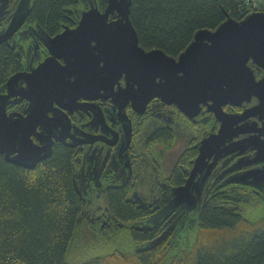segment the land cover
Here are the masks:
<instances>
[{
  "label": "water",
  "instance_id": "1",
  "mask_svg": "<svg viewBox=\"0 0 264 264\" xmlns=\"http://www.w3.org/2000/svg\"><path fill=\"white\" fill-rule=\"evenodd\" d=\"M102 4V8L91 4L75 27L66 26L50 38L51 56L38 67L9 78L8 93L0 92V153L31 169L50 157L55 140H65L64 129L55 131L64 118L55 104L74 107L82 98L105 97L112 98L122 114L130 102L144 113L157 98L190 118L206 106L221 122L218 131L201 141L186 183L172 188L168 208L198 209L207 178L205 174L197 179L198 174L206 168L210 172L225 154L246 152L250 144L259 157L252 162L263 164L235 180L264 190V11L250 12L242 19L229 16L214 29H199L187 47L173 56L140 44L130 17L132 0H102ZM16 24L15 19L7 35ZM256 69L263 71L261 77ZM22 80L27 86L15 89ZM16 95L30 101L25 117L7 113L8 99ZM253 100L257 102L241 113L225 110L228 104L242 106ZM51 110L56 115L49 119ZM251 117L259 118L261 125L246 121ZM248 133L254 134L234 140Z\"/></svg>",
  "mask_w": 264,
  "mask_h": 264
},
{
  "label": "trees",
  "instance_id": "2",
  "mask_svg": "<svg viewBox=\"0 0 264 264\" xmlns=\"http://www.w3.org/2000/svg\"><path fill=\"white\" fill-rule=\"evenodd\" d=\"M35 2L34 17L58 28L65 8L86 0ZM250 12L246 0H132L130 17L144 48L177 56L199 29ZM14 66L0 46V82ZM75 173L72 149L60 143L34 169L0 155V264H264V190L256 186L214 183L198 209L169 207L166 226L169 208L149 216L116 193L115 229L101 231L84 224Z\"/></svg>",
  "mask_w": 264,
  "mask_h": 264
},
{
  "label": "flooded vegetation",
  "instance_id": "3",
  "mask_svg": "<svg viewBox=\"0 0 264 264\" xmlns=\"http://www.w3.org/2000/svg\"><path fill=\"white\" fill-rule=\"evenodd\" d=\"M91 4L103 6L102 0H86L80 7H66L58 21L59 27L54 28L50 20L41 21L34 17L35 0H0V46L7 47L18 63V66L10 68L8 77L0 82V92L8 93L5 85L12 75L29 72L49 58V39L66 26L75 27L83 11L89 9ZM15 19L16 27L7 35ZM120 83L125 84L124 80ZM26 86L27 82L22 80L15 89ZM8 101V115H27L30 106L28 98L16 95ZM256 102L253 100L242 106L228 104L225 110L241 113ZM55 107L64 117V125H59L55 131L64 129L65 140H55L53 150L59 143L72 149L75 184L84 203V224L101 231L115 229L109 202L116 193L124 195L126 200L137 205V209L149 213V216L167 209L166 203L172 200V188L185 184L189 178L200 153L201 141L218 131L221 125L206 106L199 115L190 118L176 106L157 98L147 105L144 113H138L130 102L122 114L118 104L112 98L105 97L82 98L74 107H61L58 104ZM55 115L56 111L51 110L48 118ZM246 121H258L261 125L257 117ZM253 134H240L234 140L242 141ZM33 139L35 143H41L36 137ZM182 141L181 147L179 143ZM253 145L250 144L246 152L223 155L210 172L206 168V172L203 170L198 174L197 179L207 174L202 199H206L214 183L218 188L227 184H244L235 179L242 172L263 164L262 161L252 162L259 158L258 150ZM0 155L8 161L4 153ZM214 157L208 158V163ZM167 215L161 221L164 226L172 215L171 209Z\"/></svg>",
  "mask_w": 264,
  "mask_h": 264
},
{
  "label": "rangeland",
  "instance_id": "4",
  "mask_svg": "<svg viewBox=\"0 0 264 264\" xmlns=\"http://www.w3.org/2000/svg\"><path fill=\"white\" fill-rule=\"evenodd\" d=\"M246 1L249 3V5H250L252 11H264V10H261V7L264 8V0H246ZM254 4H256V5H254ZM262 5H263V6H262ZM259 7H260V8H259ZM184 141H185V140H184ZM184 141L180 142V143H179V146L182 147ZM263 211H264V209H263ZM83 229H84V228H83ZM83 229H82V230H83Z\"/></svg>",
  "mask_w": 264,
  "mask_h": 264
},
{
  "label": "built area",
  "instance_id": "5",
  "mask_svg": "<svg viewBox=\"0 0 264 264\" xmlns=\"http://www.w3.org/2000/svg\"><path fill=\"white\" fill-rule=\"evenodd\" d=\"M254 5H256V4H254ZM263 6V5H262ZM260 8V7H259Z\"/></svg>",
  "mask_w": 264,
  "mask_h": 264
}]
</instances>
